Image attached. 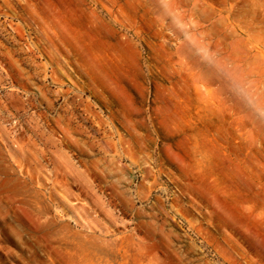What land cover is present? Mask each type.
Masks as SVG:
<instances>
[{
    "label": "rangeland",
    "instance_id": "1",
    "mask_svg": "<svg viewBox=\"0 0 264 264\" xmlns=\"http://www.w3.org/2000/svg\"><path fill=\"white\" fill-rule=\"evenodd\" d=\"M0 264H264V0H0Z\"/></svg>",
    "mask_w": 264,
    "mask_h": 264
}]
</instances>
